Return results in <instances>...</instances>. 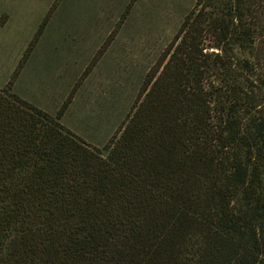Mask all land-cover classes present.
Segmentation results:
<instances>
[{
	"label": "trees",
	"instance_id": "obj_1",
	"mask_svg": "<svg viewBox=\"0 0 264 264\" xmlns=\"http://www.w3.org/2000/svg\"><path fill=\"white\" fill-rule=\"evenodd\" d=\"M141 96L100 149L0 88V264H264V0H197Z\"/></svg>",
	"mask_w": 264,
	"mask_h": 264
},
{
	"label": "rangeland",
	"instance_id": "obj_2",
	"mask_svg": "<svg viewBox=\"0 0 264 264\" xmlns=\"http://www.w3.org/2000/svg\"><path fill=\"white\" fill-rule=\"evenodd\" d=\"M196 2L0 0V88L104 149Z\"/></svg>",
	"mask_w": 264,
	"mask_h": 264
}]
</instances>
